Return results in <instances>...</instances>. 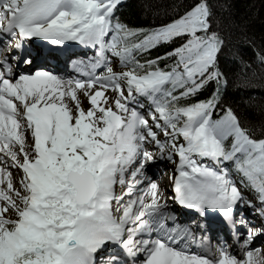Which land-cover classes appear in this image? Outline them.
Returning <instances> with one entry per match:
<instances>
[{"label":"snow or ice","instance_id":"6c2138e0","mask_svg":"<svg viewBox=\"0 0 264 264\" xmlns=\"http://www.w3.org/2000/svg\"><path fill=\"white\" fill-rule=\"evenodd\" d=\"M121 2L0 0V264H264V120L228 99L264 114V38L219 0Z\"/></svg>","mask_w":264,"mask_h":264},{"label":"trees","instance_id":"16d2710c","mask_svg":"<svg viewBox=\"0 0 264 264\" xmlns=\"http://www.w3.org/2000/svg\"><path fill=\"white\" fill-rule=\"evenodd\" d=\"M179 2L180 0H127L119 14L130 23L145 24L153 19V14L157 11L160 18H163L167 6H174ZM219 2L230 4L231 13L236 23L245 29L249 37H254L257 43L264 38V0H219ZM225 15L228 14L225 13ZM239 46L245 52H250L247 44L242 40L239 42ZM254 92L257 97V104H259L264 98V90L255 89ZM249 94L233 91L229 94L228 99L237 108L242 119L250 123L259 133L264 114L254 111L245 103Z\"/></svg>","mask_w":264,"mask_h":264},{"label":"bare ground","instance_id":"6f19581e","mask_svg":"<svg viewBox=\"0 0 264 264\" xmlns=\"http://www.w3.org/2000/svg\"><path fill=\"white\" fill-rule=\"evenodd\" d=\"M60 72H66L65 74L66 75H72L73 73L72 72H70L67 68H65V66H63V65H61L60 66ZM84 104H85V107H87V102L85 101L84 102ZM157 163H163V161L162 160H158L157 161ZM163 168H164V166H163ZM158 175H154V177L158 180V182L161 184V188H162V190L164 191V195H165V188H166V186H164L165 185V183H164V181H163V178H165V177H163L164 176V172L162 171V167L159 169V171H158V173H157ZM158 176H159V178H158ZM160 177H161V179H160ZM166 196V195H165Z\"/></svg>","mask_w":264,"mask_h":264},{"label":"rangeland","instance_id":"374dc122","mask_svg":"<svg viewBox=\"0 0 264 264\" xmlns=\"http://www.w3.org/2000/svg\"><path fill=\"white\" fill-rule=\"evenodd\" d=\"M123 1V0H122ZM165 195H166V193H165Z\"/></svg>","mask_w":264,"mask_h":264}]
</instances>
